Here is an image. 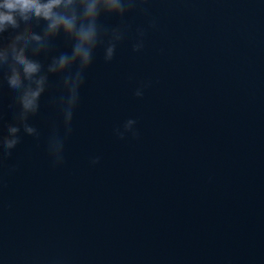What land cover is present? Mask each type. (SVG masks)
I'll return each instance as SVG.
<instances>
[{
  "label": "water",
  "instance_id": "obj_1",
  "mask_svg": "<svg viewBox=\"0 0 264 264\" xmlns=\"http://www.w3.org/2000/svg\"><path fill=\"white\" fill-rule=\"evenodd\" d=\"M98 24L123 38L111 61L95 49L70 133L49 75L37 135L0 155V264H264V0H146ZM69 51L60 36L49 57ZM10 103L0 87V134Z\"/></svg>",
  "mask_w": 264,
  "mask_h": 264
},
{
  "label": "clouds",
  "instance_id": "obj_2",
  "mask_svg": "<svg viewBox=\"0 0 264 264\" xmlns=\"http://www.w3.org/2000/svg\"><path fill=\"white\" fill-rule=\"evenodd\" d=\"M146 0H0V87H5L11 103L8 111L18 109L15 122L0 134V155L7 156L19 142L22 130L28 136L37 130L28 123L40 107L49 75L62 77L63 93L58 106L62 113L65 136L71 131L73 111L83 84V73L90 66L95 49L104 44V60L111 61L117 42L123 38L122 28L102 30L98 20L102 14L123 17L130 9ZM155 22L149 21L150 26ZM34 25L39 31H27ZM7 33V37L5 34ZM143 29H137L133 51L143 47ZM63 36L70 43L69 52L49 57L50 46ZM48 58L42 64L40 57ZM73 71H69L73 69ZM147 83L138 86L133 95L141 97ZM136 120L129 118L113 133L123 139L136 136ZM63 140L55 129L49 137L47 151L53 165L62 163ZM98 157L90 163L95 164Z\"/></svg>",
  "mask_w": 264,
  "mask_h": 264
}]
</instances>
